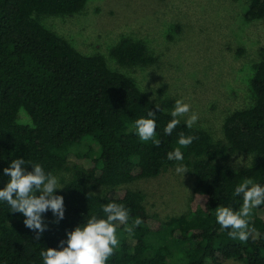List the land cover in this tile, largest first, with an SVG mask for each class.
<instances>
[{"label": "trees", "instance_id": "16d2710c", "mask_svg": "<svg viewBox=\"0 0 264 264\" xmlns=\"http://www.w3.org/2000/svg\"><path fill=\"white\" fill-rule=\"evenodd\" d=\"M85 3L0 0V171L14 158L42 163L53 174L74 161L65 187L56 193L64 198V219L49 224L38 240L23 225L22 214L0 204V264H42L43 247L56 248L66 230L84 216H102L108 202L129 210V224L137 218L142 223L131 234L118 226L120 245L107 264H224L228 259L264 264V205L253 210L250 225L256 231L247 242L231 239L215 221L218 207L238 211L242 206L240 197H232L236 185L244 179L264 184V49L251 79L253 103L225 117L222 140L204 128H187L183 120L165 136L171 117L159 113L131 78L110 69L102 54L80 52L41 21L44 15L79 12ZM245 16L264 18V0H249ZM109 53L122 66L155 62L146 43L130 37ZM174 102L163 99L161 107L171 109ZM21 108L30 124L17 120ZM147 110L157 115L158 147L134 134L135 121ZM180 133L194 137L182 151L196 187L185 213L161 221L147 211L142 191L122 185L175 166L166 154L178 146ZM87 138L94 146L74 149ZM235 152L249 154L250 163L233 169L222 162ZM6 181L0 177V187ZM94 185L102 190L93 191Z\"/></svg>", "mask_w": 264, "mask_h": 264}, {"label": "rangeland", "instance_id": "374dc122", "mask_svg": "<svg viewBox=\"0 0 264 264\" xmlns=\"http://www.w3.org/2000/svg\"><path fill=\"white\" fill-rule=\"evenodd\" d=\"M248 6L249 0H86L79 12L44 15L41 21L80 52L102 54L110 69L127 75L140 90L145 83L144 93L156 103L183 99L191 105L187 115L195 112L199 117L194 126L222 140L225 117L253 103L251 79L264 49V18L247 19ZM124 37L144 41L155 62L120 65L109 51ZM17 120L31 123L23 108ZM89 145L94 143L87 138L74 149L84 152ZM243 161L248 165L251 156L235 152L222 162L237 169ZM73 163L56 173L62 174L63 185ZM174 167L122 187L142 191L147 211L161 221L185 213L196 183L188 172L183 178L176 175ZM90 187L102 190L100 185ZM53 222L52 214L45 217L47 225ZM224 264L245 263L228 259Z\"/></svg>", "mask_w": 264, "mask_h": 264}, {"label": "clouds", "instance_id": "9594fccd", "mask_svg": "<svg viewBox=\"0 0 264 264\" xmlns=\"http://www.w3.org/2000/svg\"><path fill=\"white\" fill-rule=\"evenodd\" d=\"M143 89L142 92L146 90L145 83ZM155 108L159 113L166 112L171 117L163 127L165 136L172 135L182 120L185 126L191 129L199 119L195 112L187 115L191 111V105L185 103L183 99H176L171 109L161 107L158 103H155ZM156 117L153 111L147 110L145 116L135 121L133 130L140 141L151 142L158 147L161 140L156 131ZM193 139L191 135L185 136L180 133L178 146L166 154L168 161L175 162L174 172L181 178L189 172L184 163L182 149L191 145ZM235 163L240 165L242 160L237 158ZM27 165L31 166L30 171L26 169ZM61 175L46 171L42 163L23 158L11 159L8 166L0 171V177H7L4 186L0 187V204L7 205L12 213L22 214L23 225L35 233L37 240L48 228L45 223L46 213L52 214L55 223L64 219V198L56 194L65 187L61 183ZM232 197H240L242 206L238 211L231 206L218 207L215 221L222 230L227 231L231 239L247 242L256 231L250 225L253 210L264 205V184L244 179L234 187ZM102 214V216L92 214L86 219L84 216L82 223L71 231L66 230L65 239H61L56 248L43 247L39 253L42 264H107L120 245L118 226L125 225V230L131 234L142 221L137 218L129 224V210L116 202L103 204Z\"/></svg>", "mask_w": 264, "mask_h": 264}]
</instances>
